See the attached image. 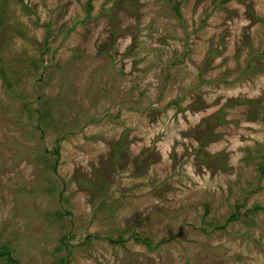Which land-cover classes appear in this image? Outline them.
<instances>
[{
  "label": "rangeland",
  "instance_id": "374dc122",
  "mask_svg": "<svg viewBox=\"0 0 264 264\" xmlns=\"http://www.w3.org/2000/svg\"><path fill=\"white\" fill-rule=\"evenodd\" d=\"M2 2L0 264H264V0Z\"/></svg>",
  "mask_w": 264,
  "mask_h": 264
},
{
  "label": "trees",
  "instance_id": "16d2710c",
  "mask_svg": "<svg viewBox=\"0 0 264 264\" xmlns=\"http://www.w3.org/2000/svg\"><path fill=\"white\" fill-rule=\"evenodd\" d=\"M8 5L5 3V2H2V5H1V11H0V28H2L3 26L6 25V20H8ZM1 32V31H0ZM1 34V33H0ZM12 35H14L12 32H11ZM16 36V35H15ZM9 40V39H8ZM1 60V59H0ZM1 62V61H0ZM48 113V112H47ZM51 114V113H49ZM45 123V121L43 122V124ZM201 143H202V146L206 145L207 144V141L204 143L203 141L199 140ZM56 153V156H58V159L60 157V151L59 149H57L55 151ZM45 157V156H43ZM217 162V161H216ZM54 166H57V165H54ZM264 170V167L262 168ZM86 183H87V180H86ZM7 250H0V255L1 256H5V255H9L10 253H7L6 252ZM12 260V259H10Z\"/></svg>",
  "mask_w": 264,
  "mask_h": 264
}]
</instances>
